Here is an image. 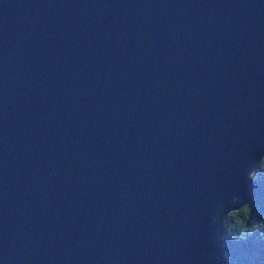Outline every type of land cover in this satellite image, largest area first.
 Instances as JSON below:
<instances>
[{
  "label": "water",
  "instance_id": "1",
  "mask_svg": "<svg viewBox=\"0 0 264 264\" xmlns=\"http://www.w3.org/2000/svg\"><path fill=\"white\" fill-rule=\"evenodd\" d=\"M264 155V0H0V264H231Z\"/></svg>",
  "mask_w": 264,
  "mask_h": 264
},
{
  "label": "trees",
  "instance_id": "2",
  "mask_svg": "<svg viewBox=\"0 0 264 264\" xmlns=\"http://www.w3.org/2000/svg\"><path fill=\"white\" fill-rule=\"evenodd\" d=\"M250 176L254 197L223 220L220 256L231 264H264V155Z\"/></svg>",
  "mask_w": 264,
  "mask_h": 264
},
{
  "label": "rangeland",
  "instance_id": "3",
  "mask_svg": "<svg viewBox=\"0 0 264 264\" xmlns=\"http://www.w3.org/2000/svg\"><path fill=\"white\" fill-rule=\"evenodd\" d=\"M228 262V261H227ZM230 263V262H229Z\"/></svg>",
  "mask_w": 264,
  "mask_h": 264
}]
</instances>
